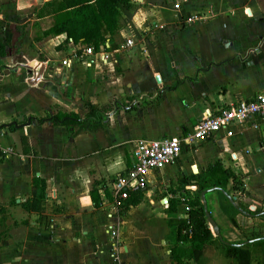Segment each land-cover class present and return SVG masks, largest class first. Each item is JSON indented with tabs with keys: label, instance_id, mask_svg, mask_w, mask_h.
<instances>
[{
	"label": "crops",
	"instance_id": "1",
	"mask_svg": "<svg viewBox=\"0 0 264 264\" xmlns=\"http://www.w3.org/2000/svg\"><path fill=\"white\" fill-rule=\"evenodd\" d=\"M130 4V23L99 51L105 61L92 54L69 68L45 65L44 77L34 81V64L0 75V125L46 112L82 120L71 131L50 121L1 129L0 264H171L166 221L184 218L188 205L166 213V190L178 173H199L214 160L242 178L245 193L235 201L230 182L200 192L217 233L204 214L209 241L197 262L184 264H235L224 254L228 244H249L251 264H264V249L254 253L264 246V237H256L264 234V118L235 124L231 136L221 131L191 147L184 143L207 114L264 90V0ZM193 15L201 19L187 22ZM49 38L62 42L58 52L68 49L60 60L68 56L69 39ZM85 102L98 110L88 114ZM20 136L33 140L36 156L22 154ZM172 137L185 150L146 175L137 205L120 209L113 187L130 167L135 141ZM33 177L45 181L39 212L21 206Z\"/></svg>",
	"mask_w": 264,
	"mask_h": 264
},
{
	"label": "trees",
	"instance_id": "2",
	"mask_svg": "<svg viewBox=\"0 0 264 264\" xmlns=\"http://www.w3.org/2000/svg\"><path fill=\"white\" fill-rule=\"evenodd\" d=\"M131 0H47L37 11V16L48 14L51 16L50 26L43 30L42 37L64 35L65 41L71 39L73 43H82L92 46L95 52L101 49L108 50L104 42L111 38L121 27L130 23ZM122 15V18H121ZM7 41L0 36V63L7 58ZM145 49L154 69L157 63L151 44L145 42ZM89 109L88 114H94L97 106L85 102ZM50 121L53 125H62L69 131L77 128L82 123L76 114L44 113L42 116L24 115L21 119H12L9 123L0 125L3 128L14 130L26 124H41ZM99 121L97 124L99 125ZM21 152L24 155L36 156L37 152L33 140L26 136L19 137ZM185 147L181 146V152ZM3 152L0 149V158ZM230 182V188L235 201L245 193L242 178L233 170L223 167L219 160H214L206 165L199 173H178L176 181L167 188L168 198L166 213L177 212V206L186 203L188 208L184 218H168L166 225L169 230L167 244L171 264H184V260L197 262L202 256L204 246L210 238V230L206 223L202 205L199 200L201 191L219 187L224 188ZM45 194V181L39 177L31 180L30 197L21 203L28 212H39L40 204ZM95 200L94 190L91 192ZM143 196L142 191H129L125 199L118 201L120 209L137 205ZM14 201V200H12ZM1 209V208H0ZM235 211V210H234ZM230 215V214H229ZM230 220L235 224L233 217ZM264 237L257 235L256 237ZM254 238V237H253ZM264 242V241H263ZM225 256L231 258L235 264H251V250L249 244L240 246L224 245Z\"/></svg>",
	"mask_w": 264,
	"mask_h": 264
},
{
	"label": "built area",
	"instance_id": "3",
	"mask_svg": "<svg viewBox=\"0 0 264 264\" xmlns=\"http://www.w3.org/2000/svg\"><path fill=\"white\" fill-rule=\"evenodd\" d=\"M178 8V4L173 5ZM201 17L193 15L187 18V22L200 20ZM68 56L59 61L58 67L69 68L79 62L84 55L99 54L105 61L102 52H95L92 46L72 44ZM126 45H131L127 40ZM37 66V65H36ZM44 66L30 67L29 80L42 79ZM26 68H29L26 66ZM42 68V69H41ZM39 69H41L39 71ZM252 118H264V90L249 100H239L228 106L217 108L203 117L194 127L193 131L185 138V145L192 146L194 142L203 141L206 138L224 132L227 136L232 135V127L235 124L244 123ZM181 142L177 137L161 139H137L131 150V163L129 169L116 178L113 194L117 199H125L129 191H140L145 186L146 175L156 169L176 160L181 152Z\"/></svg>",
	"mask_w": 264,
	"mask_h": 264
},
{
	"label": "rangeland",
	"instance_id": "4",
	"mask_svg": "<svg viewBox=\"0 0 264 264\" xmlns=\"http://www.w3.org/2000/svg\"><path fill=\"white\" fill-rule=\"evenodd\" d=\"M45 1L47 0H0V36L9 44L12 36L10 26H15L18 32L15 49L10 55H7L11 62L0 63V75L4 70H11L12 67L26 68L32 64L36 68L40 65H47L52 70L61 68L57 63L61 56L68 51L65 49L64 53L58 52L56 46L61 47L62 42L55 45L47 36L38 45L35 39L41 36L43 30L51 24L50 15L37 16L38 9ZM12 214H18V211L13 210ZM262 248L264 249V246L255 247L254 253L258 256L261 254Z\"/></svg>",
	"mask_w": 264,
	"mask_h": 264
},
{
	"label": "water",
	"instance_id": "5",
	"mask_svg": "<svg viewBox=\"0 0 264 264\" xmlns=\"http://www.w3.org/2000/svg\"><path fill=\"white\" fill-rule=\"evenodd\" d=\"M10 31L12 33V36L10 38V41H9V46L7 48V54L10 55L14 49H15V44H16V41H17V36H18V32L15 28V26H10ZM7 62L10 63V58H7ZM155 79L156 81L158 82L159 81V78L158 76H155ZM201 199H202V203H203V212L206 216V219L208 220V222L213 226L214 228V231L216 232V229H215V225L214 223L212 222V220L210 219L209 215H208V212L206 210V207H205V202H204V192L201 193ZM232 202V201H231ZM217 233V232H216Z\"/></svg>",
	"mask_w": 264,
	"mask_h": 264
}]
</instances>
